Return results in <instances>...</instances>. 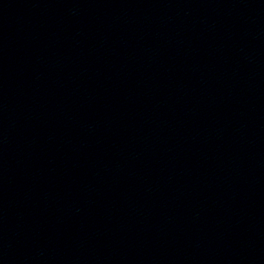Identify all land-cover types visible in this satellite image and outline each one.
<instances>
[{
  "label": "water",
  "instance_id": "95a60500",
  "mask_svg": "<svg viewBox=\"0 0 264 264\" xmlns=\"http://www.w3.org/2000/svg\"><path fill=\"white\" fill-rule=\"evenodd\" d=\"M0 264H264V0H0Z\"/></svg>",
  "mask_w": 264,
  "mask_h": 264
}]
</instances>
